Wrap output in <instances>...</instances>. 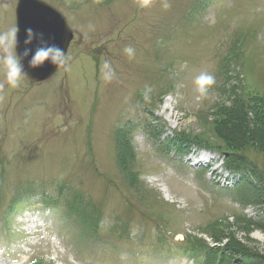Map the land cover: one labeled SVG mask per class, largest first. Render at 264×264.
<instances>
[{
    "label": "rangeland",
    "instance_id": "1",
    "mask_svg": "<svg viewBox=\"0 0 264 264\" xmlns=\"http://www.w3.org/2000/svg\"><path fill=\"white\" fill-rule=\"evenodd\" d=\"M44 1L67 18L77 36L69 54L70 70H60L51 81L42 84L55 82L51 88L54 94L49 98L56 100L67 92L62 107H68L70 94V99H75L81 109L84 101L93 95L96 87L92 82V58L83 56L80 51L102 54L108 64V67L101 68L105 74L104 81H107L106 74H116L109 80V84H113L101 89L102 99L98 108L101 106L103 115H93L98 122L95 131L90 130L93 133L91 141L88 142L90 133L87 134V126L88 119L92 122V115L88 114L94 113L92 103L83 108L87 115H74L63 121L58 134L60 138L49 142L47 139L53 135L55 124L52 120H58L59 114L53 117L20 115L21 100L28 99L33 93L17 92L16 95L15 91L7 89L10 86L0 65V122H3L0 133L8 135V143L16 141L18 150L38 151L39 155H33L37 160L45 151L43 162L38 161L31 169L23 167L34 174L20 180H46L51 175L49 183L41 181L37 186L46 183L43 191H54L55 194L51 195H55L53 197L58 201V212L63 211L74 196L81 207L91 204L98 209L97 203H104L101 208L105 218L100 216L102 234L109 233L106 230L110 223L109 215L117 212H120L116 215L121 221L118 226L121 230L126 226L124 217H137L139 228L143 225L149 227L142 228L140 235L137 229H131L134 238L130 240V246L123 244L122 247L129 248V252L144 253L139 255L140 259L111 256L102 249L104 253L97 257L108 264H154L156 257L146 255L151 238L137 241L139 236L157 233L153 225L157 230L164 227L167 231L171 226L180 234L191 230L204 242L222 246L240 244L245 246V250L264 254V230L235 218L245 214L248 207L255 210L259 207L255 204V207H245L239 202L247 203L244 200L250 199V190L221 191L204 181L197 185L192 177L194 172L182 174V182H179L172 169H165L163 157L155 151L157 136L161 138L156 145L159 149L176 142L182 146L183 152L197 149L213 151L221 156L226 154L231 165L236 163L239 168L251 172L244 159V156H249L264 171V0H149L148 7L143 8L140 7L142 0ZM165 2L169 4L167 9L163 7ZM17 3L18 0H0V33L16 27L14 13L16 15ZM257 35H261L259 41L255 40ZM126 47L134 50L131 55L124 52ZM184 61L187 63L181 69ZM201 73L215 77V84L205 98L199 97L194 83ZM21 84L19 89L25 91L33 83L23 80ZM85 85L89 86L84 88ZM149 87L148 99H145L146 95L141 99L145 106L141 105L136 93L144 91V88L147 91ZM122 90L130 93L129 104L125 107L118 104L120 96H123ZM169 91H173L172 95ZM167 95L170 100L165 104ZM31 99L35 102L36 97L32 95ZM43 104L45 109L53 107L48 98L43 99ZM219 104L223 106L216 109ZM59 108L60 105L56 107ZM114 111L117 114L110 115ZM3 113L6 116H1ZM128 121H132V126L127 125ZM5 122L9 124L8 129ZM163 130L162 136L167 133L166 137H172V141L166 143L167 139L163 141L162 136H158ZM118 131L121 135L116 140ZM35 133L39 136L33 139L32 134ZM126 142L131 149V158L124 170L117 163L116 156L118 144L126 145ZM88 146H94L93 151L96 152L92 167H89ZM150 154L155 155L160 169L147 161ZM11 157L19 162L17 149H10L5 162L4 169L8 173L13 171L9 164ZM176 157L180 160L179 155ZM0 161L3 162L1 154ZM27 162L28 158L24 157L20 163ZM61 179L73 182L69 183L70 191L67 186L63 188L67 183H61ZM193 186L202 196L193 190ZM12 187V182L2 184L0 212L3 205L10 202ZM60 191L64 193L58 194ZM30 192L24 189L19 194ZM167 199H185L186 203L182 206ZM128 201L132 204L126 206ZM234 204L239 206L237 211ZM36 209L35 205L28 203L19 205L16 211L0 220V234L3 236L9 232L10 225L15 233H20L24 223L17 221L18 213L30 210L26 214L29 219L28 215L35 213ZM229 217L234 219L229 220ZM55 218L57 220L56 214ZM218 220L226 222L212 226ZM18 237L22 239L24 235ZM179 237L183 238V235ZM29 241L33 242L32 239ZM29 241L20 240L13 256L21 258V253H25L30 257L33 252L34 255L41 254L52 247L51 244L35 247ZM21 242L26 245L20 246ZM174 244L175 238L169 239L160 252L170 253ZM100 249L96 246L97 251ZM179 255H173L167 263L178 264ZM93 263L100 264L95 257L88 262Z\"/></svg>",
    "mask_w": 264,
    "mask_h": 264
},
{
    "label": "clouds",
    "instance_id": "2",
    "mask_svg": "<svg viewBox=\"0 0 264 264\" xmlns=\"http://www.w3.org/2000/svg\"><path fill=\"white\" fill-rule=\"evenodd\" d=\"M149 0H142L140 7H148ZM163 7L167 9L169 4L165 2ZM18 28L15 26L6 32L0 33V65L3 66L4 76L10 88L15 89L20 86L22 79L27 75L24 69V61H28V66L33 69H41L46 64H51L54 68H64L70 70V57L67 52L55 42H50L42 32L35 31L32 27H27L25 31L23 52L18 51ZM33 45L35 48L33 50ZM131 47H126L124 52L131 55ZM104 67H108L105 62ZM194 83L200 98H205L209 94V89L215 84V77L207 74H199ZM145 99H148L147 95Z\"/></svg>",
    "mask_w": 264,
    "mask_h": 264
},
{
    "label": "water",
    "instance_id": "3",
    "mask_svg": "<svg viewBox=\"0 0 264 264\" xmlns=\"http://www.w3.org/2000/svg\"><path fill=\"white\" fill-rule=\"evenodd\" d=\"M18 17V51L23 52L25 29L32 27L37 32H42L46 39H52L66 50L69 41L72 39V33L67 26L65 18L53 7L46 5L39 0H20L17 8ZM64 42L61 43L64 35ZM58 39V42H57ZM35 46H33L34 50ZM24 69L27 76L34 81H42L52 75L56 68L51 64H46L43 68L33 70L28 66V61H24Z\"/></svg>",
    "mask_w": 264,
    "mask_h": 264
},
{
    "label": "trees",
    "instance_id": "4",
    "mask_svg": "<svg viewBox=\"0 0 264 264\" xmlns=\"http://www.w3.org/2000/svg\"><path fill=\"white\" fill-rule=\"evenodd\" d=\"M241 246H242V247H241ZM235 247H237V248H241V249H246L245 246L240 245V244H238V245L235 246ZM253 253L256 254V255H258V256H263V255H259L257 252H253Z\"/></svg>",
    "mask_w": 264,
    "mask_h": 264
},
{
    "label": "bare ground",
    "instance_id": "5",
    "mask_svg": "<svg viewBox=\"0 0 264 264\" xmlns=\"http://www.w3.org/2000/svg\"><path fill=\"white\" fill-rule=\"evenodd\" d=\"M60 37H62V39H61V43H63L65 40H64V37H65V34L62 36V35H60ZM52 39H49V41H51ZM57 42H58V39H57ZM57 44V43H56ZM33 46H35V45H33Z\"/></svg>",
    "mask_w": 264,
    "mask_h": 264
}]
</instances>
